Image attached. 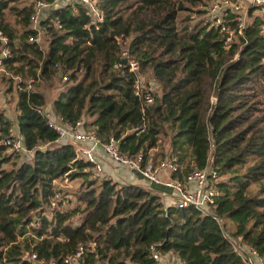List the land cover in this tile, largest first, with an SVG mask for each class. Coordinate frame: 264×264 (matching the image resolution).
<instances>
[{
  "label": "trees",
  "instance_id": "obj_1",
  "mask_svg": "<svg viewBox=\"0 0 264 264\" xmlns=\"http://www.w3.org/2000/svg\"><path fill=\"white\" fill-rule=\"evenodd\" d=\"M185 2L206 4L99 0L105 20L98 28L81 4H66L40 21L43 46L28 40L37 34L29 21L32 4L0 0V32L11 52L3 60L7 74L0 77L17 81L16 127L28 150L20 162L5 154L1 141L12 123L0 113V264L3 258L5 264H27L20 261L26 251L59 259L79 241L95 242L87 264H95L96 255L101 264H157L152 244L184 264H242L212 215L165 206L140 185L97 177L73 145L56 142L57 133L39 111L45 96L33 89L36 83L26 90L37 73L39 81L58 73L66 78L53 111L70 123L82 119L102 142L118 141L123 154L141 151L143 161L175 158L180 178L211 158L219 175L215 214L225 230L264 257V12L250 17L243 35L225 49V34L207 20L179 26V12L190 11ZM120 34L129 37L127 48L141 73L156 81L154 103L144 113L133 94L134 73L115 66ZM58 179L79 184L63 189ZM69 194L77 205L63 209ZM51 198L52 216L26 234L30 211H47Z\"/></svg>",
  "mask_w": 264,
  "mask_h": 264
},
{
  "label": "built area",
  "instance_id": "obj_2",
  "mask_svg": "<svg viewBox=\"0 0 264 264\" xmlns=\"http://www.w3.org/2000/svg\"><path fill=\"white\" fill-rule=\"evenodd\" d=\"M64 1H32V12L29 16V21L30 26L37 31V34L29 36V41L41 44L42 39L40 34L43 29L40 26V21L46 19L52 9L66 4H81L95 28H98L105 20L104 13L100 9L99 0H66L67 3H64ZM249 7L245 5L244 0H211L210 4L206 7V20L209 26L219 29L220 32L225 34V49L230 46V43L237 35H243L247 22L242 13L244 9H248ZM251 7H257V9L264 12V0H252ZM74 10L76 11L75 8ZM54 23L57 27H60L58 20ZM129 40V37L124 34H120L117 37L121 50L120 61L115 66H126L129 71L134 73L133 94L140 99V110L141 113H144L146 107L154 103L156 81L154 77L141 73L138 61L128 51L127 45ZM7 41L8 38L0 32V73L4 72L6 74L7 72L3 68V60L11 56L10 50L6 47ZM236 56L237 54L234 55V57ZM39 80V73H37L35 78L27 80L26 90H29L32 84ZM210 101L214 103L216 97L212 95ZM39 111L43 115L47 126L57 133L56 142H67L73 145L77 158L90 163L95 175L111 179V174L104 170V166L101 163L102 160L98 153V150L101 149L111 169L135 172L146 180V190L164 198L169 197L172 206L180 209L193 208L200 211L203 215H212L220 224L223 235L228 239L233 250L239 255L242 264H264V257L240 236H233L225 230L222 219L215 214L214 207L218 195L216 183L219 180V175L216 168L212 165L211 158L207 159L203 167H193L191 171L180 178L176 175L179 166L175 158H164L154 161L152 157H149L143 161V153L141 151L134 157H131L119 151L118 141L113 138L107 142H102L94 129L84 126L82 119L77 120L75 123H70L61 114L53 111L52 108H43ZM22 139V136L18 133L16 124H13L9 127L7 135L1 143L9 153L20 155L28 152ZM158 186L161 187L159 188ZM164 205L168 206L167 204ZM55 208L56 200L55 198H51L47 211H42L41 213L30 211L31 217L27 221L28 231L26 234L31 229L39 227V221L42 217L50 218L52 216L51 212ZM20 239H23V236L18 237V240ZM157 247L158 244L150 246V257L156 262L165 255ZM94 249V241H79L72 252L63 255L59 259L40 258L36 252L26 251L21 256L20 261L27 262V264H87V256L89 253L94 252ZM95 258V264H101L97 255ZM5 263L6 260L3 258L2 264ZM178 264L184 263L178 259Z\"/></svg>",
  "mask_w": 264,
  "mask_h": 264
},
{
  "label": "rangeland",
  "instance_id": "obj_3",
  "mask_svg": "<svg viewBox=\"0 0 264 264\" xmlns=\"http://www.w3.org/2000/svg\"><path fill=\"white\" fill-rule=\"evenodd\" d=\"M33 0H21V5H31ZM211 0H205V5L203 3H199L198 5L192 6L191 4L185 2V4L190 7V11L184 10L179 12L178 14V22L179 26L182 25H192L196 22H198L201 19L206 20V7L210 4ZM246 6H250L248 9H244L242 15L245 18V21L248 23L250 20V17L253 15H262L263 12L259 9H255L251 7L252 0H244ZM64 3H67L65 0ZM202 10L204 13L200 15L196 11ZM251 12V15L249 13ZM8 20H13V17L11 14H7ZM40 37L42 39V45H45L46 35L41 32ZM131 38V36H130ZM148 75V74H147ZM14 82H17L16 80H13ZM66 79L61 77V74L58 73L53 80H42L39 82H36V84L33 86V89L36 91H39L43 93L45 96L46 104L44 105V108L49 107L50 103H52V100L57 96L58 92L62 90L66 84ZM14 82H7L6 80L2 79L0 77V113H2L8 120L11 121L12 125L16 124V102H17V92L15 90V84ZM11 87V88H10ZM211 94L213 95V85ZM86 120V119H85ZM165 143L166 146H168V140H163V144ZM5 154H9L8 151H5ZM12 154V153H10ZM27 157H24L22 155L12 154V160H15L17 162H20L21 160L25 159ZM11 160V161H12ZM97 177H100L96 175ZM102 178V177H100ZM79 184V180H65V179H58L56 181V186L63 188V189H75L76 186ZM69 198V200H68ZM77 205V201L73 197V195H68L66 200H64L62 208L63 209H70ZM73 221L76 222L77 218H73ZM230 223L226 221V225L228 227Z\"/></svg>",
  "mask_w": 264,
  "mask_h": 264
},
{
  "label": "crops",
  "instance_id": "obj_4",
  "mask_svg": "<svg viewBox=\"0 0 264 264\" xmlns=\"http://www.w3.org/2000/svg\"><path fill=\"white\" fill-rule=\"evenodd\" d=\"M46 108H52L51 103L49 107ZM98 153L101 157V163L104 166V170L111 174V179L113 181L117 182H129L133 184H137L142 186L144 189H146L147 182L145 179H143L141 176L136 174L135 172L129 171V170H121V169H111L110 164L107 163L106 159L104 158L103 151L101 149L98 150ZM163 203L167 205H171V200L169 197H162L160 196ZM157 264H178V257L175 254L168 253L165 254L158 262Z\"/></svg>",
  "mask_w": 264,
  "mask_h": 264
}]
</instances>
